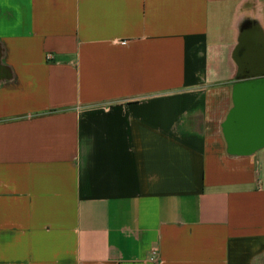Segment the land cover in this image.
I'll list each match as a JSON object with an SVG mask.
<instances>
[{
    "label": "crops",
    "instance_id": "crops-1",
    "mask_svg": "<svg viewBox=\"0 0 264 264\" xmlns=\"http://www.w3.org/2000/svg\"><path fill=\"white\" fill-rule=\"evenodd\" d=\"M0 264H264V0H0Z\"/></svg>",
    "mask_w": 264,
    "mask_h": 264
},
{
    "label": "built area",
    "instance_id": "built-area-1",
    "mask_svg": "<svg viewBox=\"0 0 264 264\" xmlns=\"http://www.w3.org/2000/svg\"><path fill=\"white\" fill-rule=\"evenodd\" d=\"M118 44H123V41H118ZM148 261L150 262H158V251L156 248H152L149 252Z\"/></svg>",
    "mask_w": 264,
    "mask_h": 264
},
{
    "label": "water",
    "instance_id": "water-1",
    "mask_svg": "<svg viewBox=\"0 0 264 264\" xmlns=\"http://www.w3.org/2000/svg\"><path fill=\"white\" fill-rule=\"evenodd\" d=\"M252 76H259V75H252ZM225 126V125H224Z\"/></svg>",
    "mask_w": 264,
    "mask_h": 264
}]
</instances>
